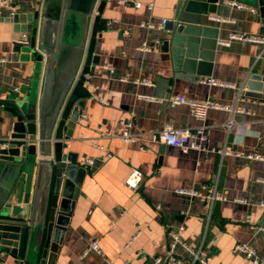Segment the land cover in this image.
I'll return each instance as SVG.
<instances>
[{"label":"crops","instance_id":"0c3cea01","mask_svg":"<svg viewBox=\"0 0 264 264\" xmlns=\"http://www.w3.org/2000/svg\"><path fill=\"white\" fill-rule=\"evenodd\" d=\"M105 1L94 52L98 63L86 83L91 98L73 137L64 141V153L75 156V165L86 172L74 176L80 186L71 181L70 191L78 189V195L55 264H156V257L168 253L167 231L181 225L183 239L201 247L211 264H252L235 251L238 243L251 244L264 259V100L244 94L249 78L264 72V59H258L262 46L239 40L219 44L234 34L264 37L259 8L221 2L190 35L178 62L162 49L169 34L159 25L174 21L180 0ZM46 2L0 0L1 99L20 91L39 101L44 69L20 41L30 37ZM157 41L161 44L150 51L140 49ZM209 77L227 85L200 84ZM179 96L225 109H212L201 121L189 106L169 102ZM128 124L136 140L127 143L121 137ZM166 125L205 127V149L183 153L155 141L153 134ZM12 134L11 115L0 111V142ZM256 154L263 159L249 157ZM134 170L144 177L137 191L126 185ZM178 190H197L200 196ZM215 193L225 199L212 202L208 196ZM94 241L102 255H84ZM177 253L187 258L182 249ZM0 262L16 264L2 253Z\"/></svg>","mask_w":264,"mask_h":264},{"label":"water","instance_id":"95a60500","mask_svg":"<svg viewBox=\"0 0 264 264\" xmlns=\"http://www.w3.org/2000/svg\"><path fill=\"white\" fill-rule=\"evenodd\" d=\"M36 13L25 48L38 69H44L38 103L18 92L1 99L0 111L11 115L14 147L0 148V253L16 264H55L63 243L78 189L76 173L86 172L64 153L91 93L88 76L98 63L95 45L105 0H46ZM235 1L259 8L264 0H180L162 49L180 61L182 48L221 2ZM244 94L264 100V72L246 82ZM67 128V132H65ZM37 136V140L31 137ZM28 139V142H24Z\"/></svg>","mask_w":264,"mask_h":264},{"label":"built area","instance_id":"2783aa9c","mask_svg":"<svg viewBox=\"0 0 264 264\" xmlns=\"http://www.w3.org/2000/svg\"><path fill=\"white\" fill-rule=\"evenodd\" d=\"M121 2H126V0H121ZM228 4L229 7H236L239 9H248L247 5L230 1L225 2ZM4 5L5 2H2ZM136 7H140V3H134ZM150 9H152V5L149 6ZM256 13V10H252ZM217 21H230L229 18H224L221 16H214L213 17ZM233 21V20H231ZM172 23L168 20H163L161 24L159 25V28L166 29L168 28ZM148 27H154V24L148 23ZM232 40H239L246 43H256L260 44L262 46L261 53L258 57V59H264V37L258 36V35H231L229 39L226 40H220L219 44L221 45H229ZM23 45L27 44L29 42L28 36H25L22 41H20ZM161 41H157L155 45H150L147 43H144L140 49L142 51H150L153 49L156 45H160ZM0 63H5V60L0 59ZM200 84H206L211 86H226L227 83L220 81L215 78H203L200 79ZM148 84V83H145ZM151 101H158L155 98H147ZM172 105H180L184 104L189 106V108L192 111V114L195 118L198 120L204 121L207 118V115L210 110L212 109H225L224 106L219 105L213 101H197V100H189L185 97H175L174 99L169 101ZM246 112V111H241ZM231 123L227 124V128L230 129ZM132 127L131 124L127 125L126 131L122 135V140L125 142H132L136 140V135L132 134L129 129ZM37 140L38 137L34 136L31 137V140ZM153 139L159 143H163L172 147L179 148L183 153H188L190 150H196V151H202L205 149L206 144L208 143V134L206 132V128L203 126L196 127V128H176L172 125H166L163 129L157 131L153 134ZM17 142L19 143V140H16L11 137V139L3 140L1 143V146L3 148H9L11 147L12 143ZM24 142H28V139ZM251 159L255 160H262L263 157L261 155H249ZM144 181V177L142 173L139 171H132L128 178L126 179V185L133 189V190H139L142 183ZM261 182H264V179H260ZM180 194H188L192 196H200L199 192L197 190H178L177 191ZM209 199H211L212 202L215 200H222L225 199L224 196L218 195V194H211L208 196ZM264 206V203H262ZM185 227L181 225L178 228L169 229L167 231L168 234V253L164 257H156L154 259V262L156 264H164L167 262H173L175 264H211L209 261L206 252L201 248H194L187 244V242L183 239V233H184ZM136 237H133V240H135ZM182 249L184 254L187 256V258H182L178 256L177 250ZM235 251L243 254L252 264H264V259H260L257 255V252L255 248L249 244V243H238L235 246ZM90 252H95L100 255H102V251L100 248V245L97 241L92 242L87 250L85 251L84 255H87ZM0 264H4L3 262H0Z\"/></svg>","mask_w":264,"mask_h":264}]
</instances>
